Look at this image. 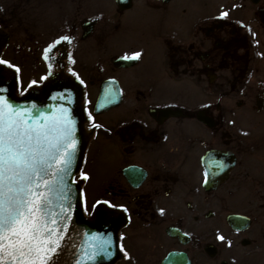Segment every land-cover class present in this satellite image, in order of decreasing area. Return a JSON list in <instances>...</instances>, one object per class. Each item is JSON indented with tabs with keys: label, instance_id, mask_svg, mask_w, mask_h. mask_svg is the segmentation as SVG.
I'll use <instances>...</instances> for the list:
<instances>
[{
	"label": "flooded vegetation",
	"instance_id": "af4514ba",
	"mask_svg": "<svg viewBox=\"0 0 264 264\" xmlns=\"http://www.w3.org/2000/svg\"><path fill=\"white\" fill-rule=\"evenodd\" d=\"M72 1L98 15L69 23ZM86 1L0 0V60L26 11L39 40L19 46L37 52V84L51 72L81 81L75 179L87 218L120 221L114 264L170 252L178 264H264V0Z\"/></svg>",
	"mask_w": 264,
	"mask_h": 264
},
{
	"label": "snow or ice",
	"instance_id": "6c2138e0",
	"mask_svg": "<svg viewBox=\"0 0 264 264\" xmlns=\"http://www.w3.org/2000/svg\"><path fill=\"white\" fill-rule=\"evenodd\" d=\"M125 58L139 59V53ZM43 119L0 99V264H55L67 231L57 227V217L67 216L58 202L67 198L73 129L66 117Z\"/></svg>",
	"mask_w": 264,
	"mask_h": 264
},
{
	"label": "water",
	"instance_id": "95a60500",
	"mask_svg": "<svg viewBox=\"0 0 264 264\" xmlns=\"http://www.w3.org/2000/svg\"><path fill=\"white\" fill-rule=\"evenodd\" d=\"M7 40V34L0 32V48ZM121 59L127 60L124 57ZM18 85L16 69L6 67L4 63L0 64V99H7L14 108L27 109L33 118L40 119L42 123L45 117L57 119L66 117L71 121L73 129L72 140L76 144V150L71 173L64 177L67 198L58 202L67 209V216L64 219L57 217V227L63 229L66 225L67 231L54 257L55 264H77L78 261H83V264H114L119 254L117 231L120 221L110 213L100 214L98 210L94 219L87 218L83 212L81 185L75 179L83 161L87 139V132L82 125L85 109L82 102L81 81L74 75L51 72L42 83L30 84L21 93L17 92ZM105 86L107 89L106 83ZM106 89L98 96L95 110L104 108L102 104L105 99L103 95L107 94ZM106 104L103 105L106 106ZM56 203L54 201L53 210L59 211L55 207ZM235 218H237L236 215H230L228 220ZM87 256H91L92 259H87ZM179 259H185V257L182 254L170 252L163 264H178L174 262ZM184 264H188L187 261Z\"/></svg>",
	"mask_w": 264,
	"mask_h": 264
},
{
	"label": "rangeland",
	"instance_id": "374dc122",
	"mask_svg": "<svg viewBox=\"0 0 264 264\" xmlns=\"http://www.w3.org/2000/svg\"><path fill=\"white\" fill-rule=\"evenodd\" d=\"M96 2V0H87L85 4L90 5L89 3L92 2ZM80 3L81 7L83 2H78ZM73 4V5H71ZM28 8L30 7V10H32L33 6L32 5H27ZM80 7L77 5V2H70L69 3V23L71 20H79L80 18L84 17L85 15H92L94 17H96L98 14L97 12H93V11H86L85 13L83 11H78L77 8ZM88 6H84V9H86ZM90 7V6H89ZM17 8V7H15ZM71 10L73 11V14L71 13ZM27 13V15H26ZM53 13L51 11H49V13L46 15V17H44V15L42 14V20H44L45 18H49ZM33 14L32 13H28L25 11V21H20L17 19V16L14 17L13 20L10 21L9 23V30L11 32V36H10V42L8 45V51H5V56L4 59L5 61V65L6 67H11V68H15L17 73H18V78H19V85H18V89L17 92H21L24 89H26L30 84H37V81H39L41 79L40 77V72L33 70L36 66H38V56H37V52L35 51H24L23 48H21L19 45H22V43L25 42V44H29L32 45V43L34 41L39 40L38 38H27V33H24L25 30H35L34 27V22L32 19ZM22 18V17H21ZM47 21H50V19H48ZM46 20L42 21L41 23H39V26H43L46 27ZM146 22H142L138 27H131L132 29H136L138 30V28H144V26L146 25ZM95 51H90L88 52V57H89V63L92 64L93 66L97 65V60L98 59H93L92 57H96L93 56L92 54ZM74 51H72V56H71V60L73 59V57H75L74 55ZM81 56H83L82 54H80ZM33 64L34 67H33ZM76 65V64H75ZM74 67V65H73ZM73 67H71L72 69H74ZM75 70V69H74ZM77 71V70H76ZM78 72V71H77ZM79 73V72H78ZM81 75V74H80ZM222 257V256H221ZM225 257V256H223ZM256 264V260H253V262L251 264Z\"/></svg>",
	"mask_w": 264,
	"mask_h": 264
}]
</instances>
